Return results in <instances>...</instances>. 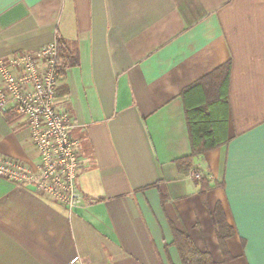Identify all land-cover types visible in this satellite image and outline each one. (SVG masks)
Wrapping results in <instances>:
<instances>
[{
	"label": "crops",
	"instance_id": "1",
	"mask_svg": "<svg viewBox=\"0 0 264 264\" xmlns=\"http://www.w3.org/2000/svg\"><path fill=\"white\" fill-rule=\"evenodd\" d=\"M58 36L79 58L62 59L57 104L76 122L83 201L0 177V264H181L175 229L218 264H264V0H0V60ZM228 62L229 141L193 161L222 184L205 203L176 163L192 151L183 92ZM0 154L37 160L26 117L0 111Z\"/></svg>",
	"mask_w": 264,
	"mask_h": 264
},
{
	"label": "built area",
	"instance_id": "2",
	"mask_svg": "<svg viewBox=\"0 0 264 264\" xmlns=\"http://www.w3.org/2000/svg\"><path fill=\"white\" fill-rule=\"evenodd\" d=\"M63 68L56 41L0 60V111L27 118L38 156L28 162L0 154V177L17 186L34 188L73 211L83 201L78 178L84 161L74 136V117L57 104Z\"/></svg>",
	"mask_w": 264,
	"mask_h": 264
},
{
	"label": "trees",
	"instance_id": "3",
	"mask_svg": "<svg viewBox=\"0 0 264 264\" xmlns=\"http://www.w3.org/2000/svg\"><path fill=\"white\" fill-rule=\"evenodd\" d=\"M56 42L60 58L65 61V66L78 64V54L70 49L61 36L57 37ZM230 69L231 64L228 62L183 92L192 151L189 155L177 159L176 163L182 172L197 174V177L194 178L200 187L199 193L205 203L208 191L222 184L214 182L206 175L196 171L193 168V161L196 157L229 141ZM192 94L194 96L193 103L189 98ZM57 95H59V89H57ZM213 218L220 247L225 259L229 260L232 255L229 252L227 240L235 235L236 230L228 222L222 203L216 204ZM173 244L178 249L181 264H218L209 251L200 250L196 246L187 229L174 230Z\"/></svg>",
	"mask_w": 264,
	"mask_h": 264
},
{
	"label": "snow or ice",
	"instance_id": "4",
	"mask_svg": "<svg viewBox=\"0 0 264 264\" xmlns=\"http://www.w3.org/2000/svg\"><path fill=\"white\" fill-rule=\"evenodd\" d=\"M260 243H261L262 246H264V234H262Z\"/></svg>",
	"mask_w": 264,
	"mask_h": 264
}]
</instances>
